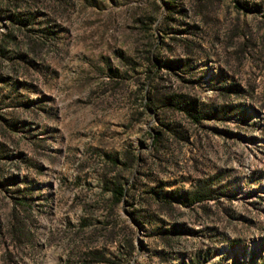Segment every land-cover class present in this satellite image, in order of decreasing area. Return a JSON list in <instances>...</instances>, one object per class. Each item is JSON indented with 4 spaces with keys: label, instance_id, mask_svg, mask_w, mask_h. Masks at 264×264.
I'll return each instance as SVG.
<instances>
[{
    "label": "rangeland",
    "instance_id": "obj_1",
    "mask_svg": "<svg viewBox=\"0 0 264 264\" xmlns=\"http://www.w3.org/2000/svg\"><path fill=\"white\" fill-rule=\"evenodd\" d=\"M169 1L67 0L44 10L59 28L55 46L33 57L34 65L9 71L14 82L3 91L13 93L15 107L7 113L18 129L9 140L1 129L0 143L24 161L1 164L18 191H0V264H79L77 253L86 248L103 253L109 264H149L151 252L162 248L154 235L172 225L189 230L174 237L172 264L194 257L206 264H264V44L255 31L248 33L250 42L242 36V23L254 27L252 15H238L233 0L214 3L196 63L202 102L213 119L191 127L167 114L166 122L188 130V140L169 142L154 156L152 128L161 117L143 113L137 92L143 76L132 73L127 59L143 39L133 14L155 4L160 21L162 2ZM117 68L116 81L110 76ZM131 153L139 159L122 177L130 184L139 174L138 191L162 183L164 192H184L198 180L230 191L171 212H156L152 200L114 205L104 183L114 159ZM12 196L29 207L17 210L26 223L17 240L6 228ZM135 210L147 213L144 222L151 224L136 223ZM126 244L134 251L119 259L118 247Z\"/></svg>",
    "mask_w": 264,
    "mask_h": 264
},
{
    "label": "trees",
    "instance_id": "obj_2",
    "mask_svg": "<svg viewBox=\"0 0 264 264\" xmlns=\"http://www.w3.org/2000/svg\"><path fill=\"white\" fill-rule=\"evenodd\" d=\"M49 1L0 0V131L3 130L2 137L7 140L17 133L18 129L13 114L7 113V110L15 107L12 104L13 93L10 91L3 96V91L11 90V84L14 82V77L9 71H14L21 63L28 62L34 65L33 57L37 58L42 51L55 46L59 38V28L51 22L48 12L44 10L52 11L58 5L65 6L70 3L67 0ZM188 1L185 5L183 0L162 2L165 13L160 21H158L160 8L155 4L133 14L134 30L143 39L135 46L133 55L127 59V63L133 68L134 75L140 70L143 76V82L137 89L141 96L143 113L152 118L155 115L161 117L156 127L152 128L151 153L154 156H158L169 142L178 143L188 140V130L182 123L166 122L167 114L181 116L191 127H200L205 121L213 119L210 107L202 102V77L196 69V63L203 56L208 21L212 17L211 9L218 0ZM232 6L238 15H252L254 18V27L249 23L241 24L243 38L250 42L248 33L255 31V34H258L256 40L263 45L264 0H233ZM191 18L193 21H190ZM27 56L32 57L31 61L26 59ZM114 71L110 78L117 81L120 77L119 68ZM225 92H230V89ZM6 99L7 104L4 103ZM138 159L133 153L130 158L125 154L124 160L116 157L111 164L113 172L109 173L110 177L104 185L114 205L128 202L129 199H138L139 204L149 205L148 200H152L157 208L156 212H160L161 209L171 212L175 206L193 208L197 204L217 200L230 191L228 186L217 187L216 183H207L203 180L196 181L191 190L184 192H164L168 186L162 183L152 188H147L148 185L145 184L143 189L138 191L139 174L130 184L122 177L123 173L134 168ZM8 160L24 161L23 158L20 160L18 154L9 151L0 143V191L5 194L9 191H18V189L11 190L16 186L14 177L7 176L2 171L1 164ZM10 198L14 206L10 219L6 220V228L11 233L12 239L17 240L23 237L26 226L17 210L21 209L25 212L29 207L26 201L18 197ZM146 214L135 210L131 217L136 223L144 225L148 223L149 226L150 222H144ZM182 231L178 226L172 225L171 228L154 235L162 248L151 252L148 256L149 264L152 260H155L156 264H172L177 261L174 237L189 233V230L183 233ZM133 251L132 244L119 246L118 258H122L123 252L131 257ZM77 255L79 264H109L105 255L94 248L80 250ZM178 264L206 263L194 257Z\"/></svg>",
    "mask_w": 264,
    "mask_h": 264
}]
</instances>
